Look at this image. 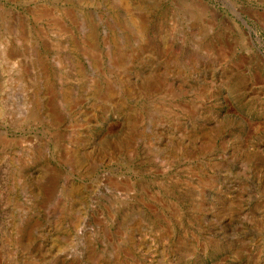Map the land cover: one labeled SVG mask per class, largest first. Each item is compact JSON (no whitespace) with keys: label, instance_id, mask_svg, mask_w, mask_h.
Returning <instances> with one entry per match:
<instances>
[{"label":"rangeland","instance_id":"rangeland-1","mask_svg":"<svg viewBox=\"0 0 264 264\" xmlns=\"http://www.w3.org/2000/svg\"><path fill=\"white\" fill-rule=\"evenodd\" d=\"M0 264H264V0H0Z\"/></svg>","mask_w":264,"mask_h":264}]
</instances>
